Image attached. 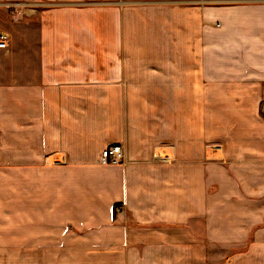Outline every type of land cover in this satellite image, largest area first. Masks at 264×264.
I'll return each mask as SVG.
<instances>
[{
	"label": "crops",
	"instance_id": "obj_1",
	"mask_svg": "<svg viewBox=\"0 0 264 264\" xmlns=\"http://www.w3.org/2000/svg\"><path fill=\"white\" fill-rule=\"evenodd\" d=\"M247 1L0 0V264H264Z\"/></svg>",
	"mask_w": 264,
	"mask_h": 264
},
{
	"label": "built area",
	"instance_id": "obj_2",
	"mask_svg": "<svg viewBox=\"0 0 264 264\" xmlns=\"http://www.w3.org/2000/svg\"><path fill=\"white\" fill-rule=\"evenodd\" d=\"M10 35L8 32L0 29V49L9 50ZM261 113L264 114V103L261 105ZM102 163H118L123 157V150L119 144H108L100 152ZM161 158L167 159V156Z\"/></svg>",
	"mask_w": 264,
	"mask_h": 264
},
{
	"label": "rangeland",
	"instance_id": "obj_3",
	"mask_svg": "<svg viewBox=\"0 0 264 264\" xmlns=\"http://www.w3.org/2000/svg\"><path fill=\"white\" fill-rule=\"evenodd\" d=\"M258 1H264V0H248L247 3H250V4H254L255 2H258ZM235 3H238V2H235ZM0 17H5L3 15H0ZM2 19V18H1ZM4 22V21H3ZM6 23V22H5ZM215 25L218 26V21H214ZM264 103V102H263ZM261 103V105L263 104ZM8 254H11L12 255V251H9L7 252ZM1 257V256H0Z\"/></svg>",
	"mask_w": 264,
	"mask_h": 264
}]
</instances>
